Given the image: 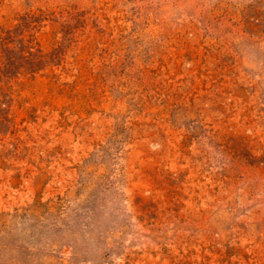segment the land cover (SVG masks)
<instances>
[{
	"label": "rangeland",
	"instance_id": "obj_1",
	"mask_svg": "<svg viewBox=\"0 0 264 264\" xmlns=\"http://www.w3.org/2000/svg\"><path fill=\"white\" fill-rule=\"evenodd\" d=\"M57 61L0 75V264H264V0H0Z\"/></svg>",
	"mask_w": 264,
	"mask_h": 264
},
{
	"label": "trees",
	"instance_id": "obj_2",
	"mask_svg": "<svg viewBox=\"0 0 264 264\" xmlns=\"http://www.w3.org/2000/svg\"><path fill=\"white\" fill-rule=\"evenodd\" d=\"M18 28L0 32V75L8 79L20 74H35L54 65L57 53L48 57L31 40L25 39Z\"/></svg>",
	"mask_w": 264,
	"mask_h": 264
}]
</instances>
